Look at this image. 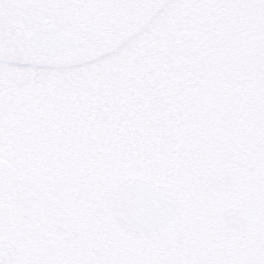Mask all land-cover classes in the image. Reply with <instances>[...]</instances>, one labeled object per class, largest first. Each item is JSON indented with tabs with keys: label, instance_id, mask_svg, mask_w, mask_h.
Returning <instances> with one entry per match:
<instances>
[{
	"label": "rangeland",
	"instance_id": "obj_1",
	"mask_svg": "<svg viewBox=\"0 0 264 264\" xmlns=\"http://www.w3.org/2000/svg\"><path fill=\"white\" fill-rule=\"evenodd\" d=\"M74 1L76 20L98 28L88 43L23 66L0 47L4 240L40 253L38 260L257 257L264 245V3ZM127 176L175 195L177 213L160 242L112 226L109 193ZM48 195L78 223L54 215ZM230 206L244 218L239 234L219 219ZM81 224L92 233L90 257L78 250Z\"/></svg>",
	"mask_w": 264,
	"mask_h": 264
},
{
	"label": "water",
	"instance_id": "obj_2",
	"mask_svg": "<svg viewBox=\"0 0 264 264\" xmlns=\"http://www.w3.org/2000/svg\"><path fill=\"white\" fill-rule=\"evenodd\" d=\"M66 1L70 4L66 2V5L71 8L74 6V2ZM125 1L130 2L131 0ZM58 5L60 2L57 3ZM8 21L10 23L5 24L0 30V46L3 53L17 65L34 64L40 60L46 61L60 56L68 47L76 46L89 36V32H75L71 36L50 34L49 38L45 39L43 33H37L29 38L14 25L18 19L10 18ZM76 36L79 39L75 42ZM145 188L153 192L165 191L169 194L171 211L167 220L159 227L153 228L147 223L151 204L148 200L149 193L144 191ZM108 211L114 227L121 234L133 237H152L155 241H159L161 231L166 222L175 216L177 206L175 196L169 187L158 184L151 185L139 177H125L110 192ZM219 219L221 224L233 234H239L244 225L243 215L236 206L224 208ZM4 242L14 257L19 251L18 248L9 241L4 240Z\"/></svg>",
	"mask_w": 264,
	"mask_h": 264
},
{
	"label": "flooded vegetation",
	"instance_id": "obj_3",
	"mask_svg": "<svg viewBox=\"0 0 264 264\" xmlns=\"http://www.w3.org/2000/svg\"><path fill=\"white\" fill-rule=\"evenodd\" d=\"M69 2H74V6L71 8L66 5V0H29V7L27 12L23 15L22 18L18 19L15 22V26L18 27L19 31L23 33L26 37H31L33 34L43 33L44 38L48 39L50 34H58L62 36H71L75 32H89V36L86 40L76 44V46H71L65 50L62 54H66L73 48H77L81 45H84L95 38L97 26H93L89 23L83 24L81 21H77L74 11L77 7V3L74 0H68ZM118 3H133L137 0H131L130 2H126L125 0H113ZM60 2V5L57 6V3ZM68 3V2H67ZM69 4V3H68ZM70 5V4H69ZM8 21L6 23L9 24ZM12 23V22H11ZM13 24V23H12ZM98 26H101V23H97ZM79 39L78 36L75 37V42ZM54 57L47 61L40 60L37 64H45L54 61L55 59L61 57ZM45 199V206L52 211V213L62 220L72 223L73 225L78 223L77 219L70 214L50 195ZM64 214H63V213ZM108 217H110L107 205ZM63 214V215H62ZM111 220V217H110ZM112 223V220H111ZM71 224V225H72ZM113 226V224H112ZM79 252L86 255V257H90L93 248V237L92 233H90L84 225H79ZM152 239L151 237H149ZM153 240V239H152ZM162 240V239H161ZM22 255L25 259H31V254L34 255V260H38L40 257V253H26L23 249Z\"/></svg>",
	"mask_w": 264,
	"mask_h": 264
},
{
	"label": "snow or ice",
	"instance_id": "obj_4",
	"mask_svg": "<svg viewBox=\"0 0 264 264\" xmlns=\"http://www.w3.org/2000/svg\"><path fill=\"white\" fill-rule=\"evenodd\" d=\"M264 3V0H261ZM29 0H0V30L10 18L20 19L27 12ZM149 193L148 200L151 204V211L147 223L155 228L164 224L170 211V197L165 191H151L145 188ZM4 220L0 216V264H178L175 261H156L141 259L111 260L88 262L76 260L70 257H64L54 260H32L14 258L4 242ZM202 264H215V262H202ZM224 264H264V245L261 246L257 257L226 261Z\"/></svg>",
	"mask_w": 264,
	"mask_h": 264
}]
</instances>
